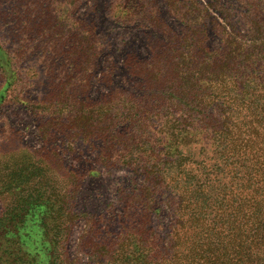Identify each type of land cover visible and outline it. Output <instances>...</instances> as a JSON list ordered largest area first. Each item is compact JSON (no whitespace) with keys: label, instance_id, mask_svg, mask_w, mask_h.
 Listing matches in <instances>:
<instances>
[{"label":"trees","instance_id":"trees-1","mask_svg":"<svg viewBox=\"0 0 264 264\" xmlns=\"http://www.w3.org/2000/svg\"><path fill=\"white\" fill-rule=\"evenodd\" d=\"M18 1L0 0L18 45L11 53L0 30V106L28 108L42 145L0 149V264H77V253L90 264H264V0H235L238 20L215 0H170L178 29L163 24L146 58L126 55L131 89L113 86L110 69L94 100L102 47L88 25L68 27L75 0H42L33 25ZM34 35L59 67L49 75L62 71L38 97L17 69ZM83 145L102 168L139 176L119 193L114 231L74 211L81 180L62 158ZM161 214L164 234L152 225Z\"/></svg>","mask_w":264,"mask_h":264},{"label":"rangeland","instance_id":"rangeland-1","mask_svg":"<svg viewBox=\"0 0 264 264\" xmlns=\"http://www.w3.org/2000/svg\"><path fill=\"white\" fill-rule=\"evenodd\" d=\"M22 1L25 18L33 25L38 17L42 14L38 12L42 5V0H19ZM233 10L228 13L233 20H238V5L235 0H215ZM53 5H58L61 0L52 1ZM74 6L77 3L78 8L72 12L71 22L68 24L72 30H77L81 25H88V28L98 38L102 47V54L98 61L96 71V81L92 83L87 94L90 100H94L101 95L109 92L110 87L102 85L101 80L106 74L112 70L111 81L113 86L131 89V83L125 75L123 65L127 54H134L140 58L148 56V49L153 46L159 36V30L164 26H168L174 30L178 29V24L174 16L171 15L169 9L170 0H75ZM237 9V10H234ZM31 10V11H29ZM73 10V9H72ZM22 11V10H18ZM0 23L5 21L6 24H0V30L5 32L4 38L7 40L6 46L16 52L18 45L12 44V35L15 30H12L13 18L6 17L7 13H1ZM213 16H218L212 13ZM74 21H77V23ZM20 22H18L19 24ZM83 23V24H80ZM16 27V31L20 30ZM76 27V28H75ZM35 34L34 30L32 35ZM31 35V36H32ZM35 35L31 38L30 46L35 53L24 57L18 64V73L22 75L27 82L32 83L28 90L29 94L38 97L42 96L50 88L54 89L57 80L61 78L62 71L58 74L54 73L53 78L47 72V68L51 67L58 71L57 64L47 62L46 55H40L42 49L38 38ZM19 45H22L19 43ZM26 45V44H23ZM5 46V45H4ZM28 48L29 46L26 45ZM30 48V47H29ZM60 64H61V60ZM55 63V62H54ZM7 77H10L7 76ZM3 76L0 74V89L2 88ZM101 79V80H100ZM37 119L32 113L20 105L3 104L0 106V149L11 148L12 143L27 150H37L41 148V143L37 133ZM9 145L7 146L6 145ZM95 149V148H94ZM86 148L85 145L77 148L79 154L64 156L62 159L66 166L71 167L78 172L80 176V185L78 193L74 201V211L81 214V220L87 219L89 222L96 220L97 216H101L99 225L104 229L106 226L112 228L116 226L118 221H121V202L120 191L125 190L123 194H128L127 185L130 180H134V184H139V176L133 175L131 172L122 168H102L96 162V151ZM19 161L18 164H21ZM13 162L12 164H15ZM94 172L91 176L89 172ZM7 172V171H6ZM96 174V175H95ZM122 195V194H121ZM6 194L0 192V215L7 200ZM83 222L80 220L73 227L68 242V252L74 255L79 251L76 247L78 239L82 237L84 230ZM152 225L160 228V233H165L168 226V216L161 214L158 218L152 220ZM114 228V229H113ZM109 231V230H108ZM110 232V231H109ZM112 232V231H111ZM77 264H90L87 256L82 253H77Z\"/></svg>","mask_w":264,"mask_h":264}]
</instances>
